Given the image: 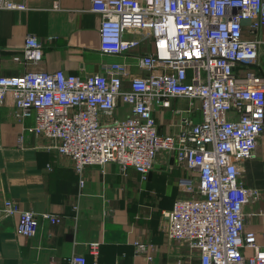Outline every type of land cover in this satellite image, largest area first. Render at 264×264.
I'll return each mask as SVG.
<instances>
[{
	"label": "built area",
	"instance_id": "built-area-1",
	"mask_svg": "<svg viewBox=\"0 0 264 264\" xmlns=\"http://www.w3.org/2000/svg\"><path fill=\"white\" fill-rule=\"evenodd\" d=\"M28 1L0 0V10H28ZM90 2L101 19L103 54H132L150 37L152 52L137 56L138 72L113 62L87 75L63 69L0 74V107H13L17 119L33 115L25 133L65 157L80 187L87 168L112 163L121 174L133 168L143 181L162 154L172 156L187 176L178 179L180 196L162 213L166 238L198 251L199 264H264V231H245L243 214L261 193L240 181L242 162L254 157L264 132V75L255 68L259 40L245 38L243 25L247 21L251 31L264 26V0ZM24 37L22 55L14 59L41 64L42 41ZM177 98L197 102L202 120L181 118L175 134H159L153 112L172 108ZM120 105L130 111L123 120L115 117ZM2 204L1 217L16 216L17 235L33 237L36 215L13 200ZM40 218L61 222L51 214ZM98 245L88 246L95 260ZM145 248L136 244L140 253ZM68 264L86 259L73 255Z\"/></svg>",
	"mask_w": 264,
	"mask_h": 264
},
{
	"label": "crops",
	"instance_id": "crops-1",
	"mask_svg": "<svg viewBox=\"0 0 264 264\" xmlns=\"http://www.w3.org/2000/svg\"><path fill=\"white\" fill-rule=\"evenodd\" d=\"M27 4L28 10H0L1 75L58 69L87 75L102 72L113 62L126 63L134 74L137 56L152 52L149 36L132 54L100 52L101 19L91 10L90 0H29ZM243 31L245 38L259 40L255 68L264 75V26L251 31L246 21ZM27 33L42 41L44 60L39 65L14 59L22 55ZM188 103L177 98L172 103L174 112L154 110L159 134H175L181 118L201 122L199 104L194 102V109L188 111ZM129 112L120 105L115 117L123 120ZM13 113L10 105L0 107V209L4 200H13L36 215L38 226L26 239L16 233V216H0V264H68L73 255L83 256L86 264H199L198 251L169 241L161 229L162 213L180 196L178 179L187 176L172 156L162 154L143 181L133 168L121 174L112 163L87 168L80 187L65 157L43 148L46 140L25 133L34 125L33 115L17 119ZM21 134L24 140L19 144ZM257 147L254 157L242 162L240 181L261 193L258 202L243 210L244 230L259 235L264 231V132ZM45 214L61 222L50 224L40 218ZM96 242L95 260L88 246ZM137 243L146 246L144 253L136 250Z\"/></svg>",
	"mask_w": 264,
	"mask_h": 264
},
{
	"label": "rangeland",
	"instance_id": "rangeland-1",
	"mask_svg": "<svg viewBox=\"0 0 264 264\" xmlns=\"http://www.w3.org/2000/svg\"><path fill=\"white\" fill-rule=\"evenodd\" d=\"M191 106H193V105H191L190 103H188V105L186 106V107L188 108V111L191 110V108H192ZM169 109H170V108H169ZM174 109H175V108L173 107L172 110H171V112H174ZM177 109H180V108L177 107ZM192 109H194V108H192ZM169 114H170V113H169Z\"/></svg>",
	"mask_w": 264,
	"mask_h": 264
}]
</instances>
